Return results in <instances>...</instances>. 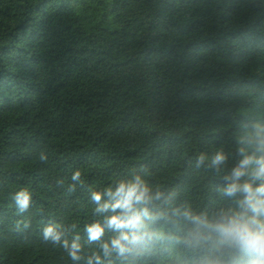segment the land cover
Masks as SVG:
<instances>
[{"label":"trees","instance_id":"obj_1","mask_svg":"<svg viewBox=\"0 0 264 264\" xmlns=\"http://www.w3.org/2000/svg\"><path fill=\"white\" fill-rule=\"evenodd\" d=\"M248 156L264 157V0H0V264H241L213 225L240 210L224 190ZM136 177L152 238L104 256L84 227ZM49 223L79 236V261Z\"/></svg>","mask_w":264,"mask_h":264},{"label":"clouds","instance_id":"obj_2","mask_svg":"<svg viewBox=\"0 0 264 264\" xmlns=\"http://www.w3.org/2000/svg\"><path fill=\"white\" fill-rule=\"evenodd\" d=\"M38 159L41 162L48 161L46 152L41 151ZM222 157L217 155L212 161L218 163ZM204 160L201 154L196 158L197 166ZM253 163L259 165L258 169L252 173L250 181L240 183V178L246 175V166ZM82 173L79 169L75 170L69 185L68 192L75 191V184L81 180ZM233 182L224 190L227 196L236 197L238 193H243L239 199V211L230 216H225L222 222L213 225L218 233L220 243L239 249L243 254L241 264H264V157L254 158L251 156L243 158L240 163L232 170ZM259 182V183H257ZM104 193L100 191H91L90 200L99 203ZM114 202L100 205L96 211L101 208L111 211V215L97 220L94 223H88L84 227L87 234L88 243L99 242V248L104 256L116 253L120 257H125L132 253L141 245L146 244L152 234L148 231V224L145 221L154 222L157 217L153 216L149 208L150 197L147 187L142 186L140 177H136L131 182H121L114 193ZM13 201L19 213L26 212L32 204V193L23 188L13 196ZM119 209V211H117ZM17 229L21 228L18 222ZM30 227V222L23 223V229ZM111 230L114 234L105 239L106 232ZM43 239L54 245H59L67 253L72 261H79L82 245L79 242V236L71 241L66 233L57 224L49 223L43 228ZM95 259L101 264L99 255H94L88 260L92 264ZM209 264H223L222 261H211Z\"/></svg>","mask_w":264,"mask_h":264}]
</instances>
